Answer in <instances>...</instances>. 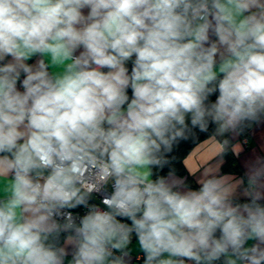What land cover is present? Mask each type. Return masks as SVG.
Returning a JSON list of instances; mask_svg holds the SVG:
<instances>
[{"label": "clouds", "instance_id": "obj_1", "mask_svg": "<svg viewBox=\"0 0 264 264\" xmlns=\"http://www.w3.org/2000/svg\"><path fill=\"white\" fill-rule=\"evenodd\" d=\"M262 127L264 0H0V264H264Z\"/></svg>", "mask_w": 264, "mask_h": 264}, {"label": "crops", "instance_id": "obj_2", "mask_svg": "<svg viewBox=\"0 0 264 264\" xmlns=\"http://www.w3.org/2000/svg\"><path fill=\"white\" fill-rule=\"evenodd\" d=\"M34 62L33 61H29ZM59 71L60 69H55ZM230 148L233 151L237 164L238 171L225 172L220 171L221 164L223 163V154L221 153L222 141L219 139L213 140L210 137L197 143L183 159V164L186 170L184 176L188 177L189 184L192 187H197V180L201 179L206 172L227 174L234 179L245 170V164L251 157L254 151H259L264 148V127L255 128L246 134L245 141L241 136L228 137ZM6 178H0V187H2ZM132 248L139 254L138 243L133 241ZM141 254V253H140ZM142 256V254H141ZM142 259L137 257L136 264H143Z\"/></svg>", "mask_w": 264, "mask_h": 264}, {"label": "trees", "instance_id": "obj_3", "mask_svg": "<svg viewBox=\"0 0 264 264\" xmlns=\"http://www.w3.org/2000/svg\"><path fill=\"white\" fill-rule=\"evenodd\" d=\"M129 67H131V65L129 64ZM129 95H131V90H129ZM214 99V97H213ZM247 134V133H246ZM246 136V135H242L241 137ZM208 138V136L205 135H201L200 140L196 143H181L178 148L176 149V157H177V163H176V167L179 171V173L181 175H185L186 170L183 164V159L185 158V156L188 154V152L199 142H201L202 140ZM223 163L221 164L220 167V171L222 173L225 172H233V171H238L239 167L237 164V160L236 157L233 153V151L230 148V142H228L227 146L224 148L223 150Z\"/></svg>", "mask_w": 264, "mask_h": 264}, {"label": "built area", "instance_id": "obj_4", "mask_svg": "<svg viewBox=\"0 0 264 264\" xmlns=\"http://www.w3.org/2000/svg\"><path fill=\"white\" fill-rule=\"evenodd\" d=\"M245 137L246 136H243V139H244V141H245ZM133 241H135V240H133ZM136 242V241H135ZM137 257L139 258V259H141L142 258V256H141V254L139 253V254H137ZM142 262H143V259H142Z\"/></svg>", "mask_w": 264, "mask_h": 264}]
</instances>
